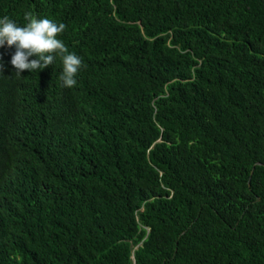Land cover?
I'll use <instances>...</instances> for the list:
<instances>
[{"label": "trees", "instance_id": "obj_1", "mask_svg": "<svg viewBox=\"0 0 264 264\" xmlns=\"http://www.w3.org/2000/svg\"><path fill=\"white\" fill-rule=\"evenodd\" d=\"M25 12L86 67L0 48V264H264V0H0Z\"/></svg>", "mask_w": 264, "mask_h": 264}, {"label": "clouds", "instance_id": "obj_2", "mask_svg": "<svg viewBox=\"0 0 264 264\" xmlns=\"http://www.w3.org/2000/svg\"><path fill=\"white\" fill-rule=\"evenodd\" d=\"M26 24L19 26L7 15L0 18V48L5 45L14 48L11 65L15 75L24 71L38 72L55 64L59 58L62 71L59 76L62 86L73 88L77 84V75L84 65L80 56L70 52L65 43L59 39L66 30L64 23H57L48 18H37L32 12H25ZM36 57L35 59H30ZM0 63V73L3 72Z\"/></svg>", "mask_w": 264, "mask_h": 264}]
</instances>
